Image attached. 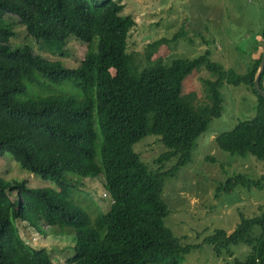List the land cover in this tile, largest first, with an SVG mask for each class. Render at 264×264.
<instances>
[{"label":"trees","instance_id":"16d2710c","mask_svg":"<svg viewBox=\"0 0 264 264\" xmlns=\"http://www.w3.org/2000/svg\"><path fill=\"white\" fill-rule=\"evenodd\" d=\"M121 8L117 0H0V154L9 151L22 169L56 184L34 188L25 179L0 176V264H55L44 246L25 241L14 220L42 233V225L72 228L74 253L66 264H178L191 245H181L165 225L163 186L190 160L209 121L221 115L224 82L245 84L255 94V114L218 134L217 145L264 158V97L253 88L261 55L243 74L211 59L208 49L138 68L126 50L134 19L120 14ZM17 23L36 40L96 37L97 47L86 50L76 66H65L28 43L12 45ZM203 64L214 75L205 81L209 103L193 108L179 99L182 80ZM38 74L53 83L72 81L80 96L30 92ZM263 76L264 71V90ZM147 135L158 136L165 147L151 164L132 146ZM67 173L101 176L108 210L91 219L72 200ZM263 178L235 174L223 188L257 187ZM205 240L218 253L226 249L229 264H264V212L243 217L230 232L218 228ZM233 244L247 246L242 257H233Z\"/></svg>","mask_w":264,"mask_h":264},{"label":"rangeland","instance_id":"374dc122","mask_svg":"<svg viewBox=\"0 0 264 264\" xmlns=\"http://www.w3.org/2000/svg\"><path fill=\"white\" fill-rule=\"evenodd\" d=\"M117 1L122 4L120 14L128 13L134 19L126 37V50L133 54L138 68L150 60L169 63L175 57H194L208 49L211 59L227 70L243 74L262 53L264 0ZM14 29L12 45L28 43L42 57L69 67L76 66L86 50L97 47L96 37L92 42L76 37L36 40L27 34L24 25L17 23ZM154 40L159 41L156 46L151 45ZM38 79V84L29 86L30 92L80 96L72 81L53 83L39 74ZM209 79L213 80L214 75L204 64L195 68L183 78L179 99L193 108L208 104L205 81ZM220 93L221 115L209 121L192 147L190 160L173 177H168L163 186L161 198L168 210L165 225L181 245H191L178 264H229L232 256L227 250L216 252L205 238L218 228L230 232L243 217L264 212V178L257 187L238 184L231 190L223 188L226 180L235 174L252 179L264 177V158L224 150L215 139L238 122L254 116L256 96L245 84L226 82L221 85ZM94 126L100 144L96 118ZM132 146L150 164L165 148L156 135L144 136ZM0 176L10 181L25 179L34 188H56L53 181L22 169L9 151L0 154ZM65 180L70 184L72 200L91 219L99 211L108 210L110 198L101 187V176L92 179L67 173ZM14 223L25 241L34 247L44 246L55 264H66L73 255L72 228L42 225L45 230L42 233L28 222L14 220ZM230 247L233 257H242L247 249L245 244Z\"/></svg>","mask_w":264,"mask_h":264},{"label":"water","instance_id":"95a60500","mask_svg":"<svg viewBox=\"0 0 264 264\" xmlns=\"http://www.w3.org/2000/svg\"><path fill=\"white\" fill-rule=\"evenodd\" d=\"M263 71H264V46L262 49L261 58L259 60V63L257 65L256 71L253 77V88L258 94L264 97V90L261 88V85H260V79H261V75ZM263 262H264V253H263Z\"/></svg>","mask_w":264,"mask_h":264}]
</instances>
